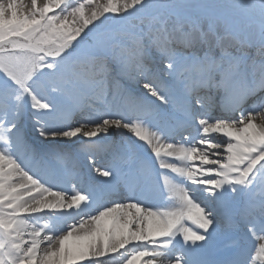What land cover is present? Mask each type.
I'll use <instances>...</instances> for the list:
<instances>
[{"label":"snow or ice","instance_id":"6c2138e0","mask_svg":"<svg viewBox=\"0 0 264 264\" xmlns=\"http://www.w3.org/2000/svg\"><path fill=\"white\" fill-rule=\"evenodd\" d=\"M93 4L0 0V264H264V0Z\"/></svg>","mask_w":264,"mask_h":264},{"label":"bare ground","instance_id":"6f19581e","mask_svg":"<svg viewBox=\"0 0 264 264\" xmlns=\"http://www.w3.org/2000/svg\"><path fill=\"white\" fill-rule=\"evenodd\" d=\"M46 2H47V0H37V7L38 8L44 7V5H45ZM66 2L70 3L71 6H73V7H76L80 3L84 2V0H66ZM102 3H106V0H94L93 7L95 6V4H102ZM22 10L24 12H26V13L31 11V0H22ZM91 10H92V7H89V6L86 5V7H85V13L86 14H90ZM57 11H59V10H57ZM115 133H118V134H122L123 135V132H115ZM80 139H82V137ZM113 139H114V133H113V137L112 136L108 137V140L109 141H112ZM82 158H83V156H81L79 158V160L77 161L78 167H81V168H83V164H82V162H80V160H82ZM101 162L102 163H107L106 159H103ZM161 183L163 185V180H161ZM59 186L60 187H63L65 189V191L68 192L69 194H71L72 192H74L69 187V185L67 183H63V184H61ZM155 203H157V204H164L165 201L164 200H158ZM68 223H71V220L70 219L68 220ZM256 239H257V236L254 235L250 239L247 240L248 241L247 242V246L248 247H251V245H252L250 251L252 252L253 255H258L259 245L261 243L260 240L259 241H256ZM42 247H46V245H42ZM125 255H126V253H125ZM105 264H123V261H122V258L120 256V254H116V255H113L111 257L105 258ZM253 264H261V262L259 260H256V261L253 262Z\"/></svg>","mask_w":264,"mask_h":264},{"label":"rangeland","instance_id":"374dc122","mask_svg":"<svg viewBox=\"0 0 264 264\" xmlns=\"http://www.w3.org/2000/svg\"><path fill=\"white\" fill-rule=\"evenodd\" d=\"M122 138H123V137H122L121 135H119L117 139L120 140V139H122ZM0 146H2V145H0Z\"/></svg>","mask_w":264,"mask_h":264}]
</instances>
